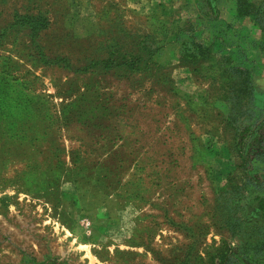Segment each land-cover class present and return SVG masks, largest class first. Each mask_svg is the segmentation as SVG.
<instances>
[{
  "label": "rangeland",
  "instance_id": "rangeland-1",
  "mask_svg": "<svg viewBox=\"0 0 264 264\" xmlns=\"http://www.w3.org/2000/svg\"><path fill=\"white\" fill-rule=\"evenodd\" d=\"M263 136L264 0H0V241L31 264H264Z\"/></svg>",
  "mask_w": 264,
  "mask_h": 264
},
{
  "label": "crops",
  "instance_id": "crops-1",
  "mask_svg": "<svg viewBox=\"0 0 264 264\" xmlns=\"http://www.w3.org/2000/svg\"><path fill=\"white\" fill-rule=\"evenodd\" d=\"M14 243L9 241H0V264H15L22 262L24 264H31L29 259L24 255L20 256L14 252Z\"/></svg>",
  "mask_w": 264,
  "mask_h": 264
},
{
  "label": "trees",
  "instance_id": "trees-1",
  "mask_svg": "<svg viewBox=\"0 0 264 264\" xmlns=\"http://www.w3.org/2000/svg\"><path fill=\"white\" fill-rule=\"evenodd\" d=\"M253 140H254V146H255V148H252L251 150V152H253V157L264 156V136L261 138L255 137ZM226 264H229V263H226Z\"/></svg>",
  "mask_w": 264,
  "mask_h": 264
}]
</instances>
